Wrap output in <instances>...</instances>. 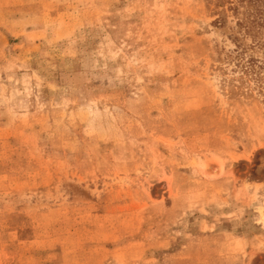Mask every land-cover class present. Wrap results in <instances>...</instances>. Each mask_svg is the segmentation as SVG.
Segmentation results:
<instances>
[{
    "label": "rangeland",
    "instance_id": "rangeland-1",
    "mask_svg": "<svg viewBox=\"0 0 264 264\" xmlns=\"http://www.w3.org/2000/svg\"><path fill=\"white\" fill-rule=\"evenodd\" d=\"M0 264H264V0H0Z\"/></svg>",
    "mask_w": 264,
    "mask_h": 264
}]
</instances>
